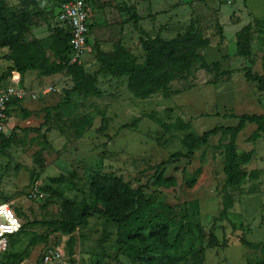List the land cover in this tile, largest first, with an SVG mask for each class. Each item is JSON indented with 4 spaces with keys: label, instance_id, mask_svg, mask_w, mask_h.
I'll return each instance as SVG.
<instances>
[{
    "label": "rangeland",
    "instance_id": "1",
    "mask_svg": "<svg viewBox=\"0 0 264 264\" xmlns=\"http://www.w3.org/2000/svg\"><path fill=\"white\" fill-rule=\"evenodd\" d=\"M6 3L23 15L28 40L47 38L49 24L60 9L56 0ZM87 3L91 14L89 52L83 69L95 75L97 92L75 90L66 68L49 75L29 71L20 84L26 92L18 104L21 117L10 120L8 130L2 133L5 139L0 136V202L14 207L25 230L0 256V264L37 260L47 249L50 235L53 244H58L61 236L67 237L49 224L61 217L59 194L102 208L88 187L89 174L95 171L123 176L133 187L143 186L150 201L170 206L160 210L178 224L187 216L184 220L202 226L201 242L189 235L179 246L183 257L179 264H256L263 260L264 134L250 141L256 123H247L238 134L239 154H254L249 163L241 165L237 185H227L223 170L229 134L211 135L191 159L183 156L187 153L183 139L191 132L202 135L216 126H234L239 120L233 114H264V88L246 76L250 68L264 77V0ZM248 24L252 26V54L245 57L237 53L236 33ZM150 37H181L178 50L201 56L190 63L158 59L144 86L156 90L143 95L140 75H113L102 67L96 54H112L122 47L128 52L127 63L141 65L146 57L142 40ZM7 52L8 47L0 46V76L6 73L11 77L16 72L8 65ZM47 56L61 62L52 49L47 50ZM203 60L209 68L201 66ZM216 61L219 70L213 69ZM184 123L189 127H175ZM168 159L171 163L159 170L163 169L165 176H175L177 184L165 188L154 174ZM228 193L233 198L222 214ZM107 222L101 240L107 248L101 245L99 255L84 257L80 264H144L121 251L113 253L111 221ZM117 232L116 224V239ZM70 263L79 264L75 256L70 257Z\"/></svg>",
    "mask_w": 264,
    "mask_h": 264
},
{
    "label": "trees",
    "instance_id": "2",
    "mask_svg": "<svg viewBox=\"0 0 264 264\" xmlns=\"http://www.w3.org/2000/svg\"><path fill=\"white\" fill-rule=\"evenodd\" d=\"M57 6L70 0H56ZM88 1V0H86ZM56 15V14H55ZM54 15V16H55ZM135 22L138 21L137 14L133 15ZM23 15L17 8H9L6 0H0V46L8 47V60L11 61V69L22 77L29 71L36 70L43 75L52 74L58 70L66 68L71 75L74 83V89L86 94H94L97 90L93 83L95 75L86 74L83 66L70 63L71 47H70V31L63 28H52L50 26V34L44 39L28 40L25 37L26 27L23 23ZM49 20V19H48ZM237 53L240 56L249 57L252 54L251 42L253 39L252 26L248 24L236 33ZM182 38L174 40H164L162 38H147L142 40L143 48L146 52L144 63L141 65H131L127 63L128 52L122 47H117L114 53L97 52L96 56L102 67L107 69L111 74L122 76L131 74V77L140 75L142 77L140 86L141 94L149 95L156 89L144 88L148 77L156 69V61L160 58L178 59L181 61L195 62L201 55L190 54L188 52L178 50L177 45ZM52 49L56 60L51 61L47 56V50ZM202 67L209 68L208 63L203 60ZM220 62L213 64V69L219 70ZM11 75V74H10ZM3 73L0 76V82L8 80ZM246 76L249 80L258 81L260 86L264 88V77L260 74L253 73L251 69H247ZM23 86V85H22ZM139 89L136 90L138 93ZM19 99L13 100L11 103L17 102ZM10 103V104H11ZM48 115V114H47ZM238 123L234 126H216L205 131L202 135L189 133L183 139V145L187 148V153L183 155L191 159L196 149L209 142L211 135L222 132L229 134L230 140L225 146L224 173L226 175L227 185H237L240 182V167L242 164L249 163L253 158V151L239 154L237 148V136L246 127L247 123H256L257 128L250 135V141H255L264 134V114L244 113L239 116ZM176 128L185 129L189 127V123L178 124ZM30 129V128H28ZM84 130L77 135H81ZM0 132V136H5ZM176 155L181 156V153ZM171 163V159L162 161L155 171L157 183L165 188L174 187L177 184L175 176H165L164 170H159L163 165ZM54 181H59L54 178ZM88 187L95 199L102 204V208L87 202H74L59 194L61 217L58 220L51 221L49 224L56 225L55 229L62 230L66 234H72L77 226L87 225L89 218L94 214L102 215L118 225L116 244L121 251L134 261L144 264H179L182 256L179 254V246L183 243L186 236H192L202 241L203 230L200 224L192 222L189 218L182 219L178 224L177 220L169 216L165 211L160 209L169 208L170 206L162 203H154L150 201L143 186L133 187L131 182L125 180L123 176L115 174L99 173L98 171L89 174ZM233 196L228 193L224 198V207L222 214H226L227 208ZM158 209V212L155 210ZM24 224L21 231L11 238L12 240L24 232ZM51 236V235H50ZM47 238V243L49 241ZM193 242L192 239H190ZM72 245L71 240L69 241ZM16 254L15 257H20ZM22 261L17 259L12 264ZM256 264H264V259Z\"/></svg>",
    "mask_w": 264,
    "mask_h": 264
},
{
    "label": "built area",
    "instance_id": "3",
    "mask_svg": "<svg viewBox=\"0 0 264 264\" xmlns=\"http://www.w3.org/2000/svg\"><path fill=\"white\" fill-rule=\"evenodd\" d=\"M90 9L86 0H70L60 6L51 25L70 31L71 58L70 63L84 65L85 55L89 52ZM21 84V76L12 75L8 80L0 82V132H5L9 119V106L15 99H24L25 89ZM36 196V192L32 194ZM23 220L14 207L7 202H0V255L9 250L11 238L23 227ZM47 249L36 264H71L70 257L62 248L53 244V237L47 243ZM15 264H27L24 261Z\"/></svg>",
    "mask_w": 264,
    "mask_h": 264
},
{
    "label": "crops",
    "instance_id": "4",
    "mask_svg": "<svg viewBox=\"0 0 264 264\" xmlns=\"http://www.w3.org/2000/svg\"><path fill=\"white\" fill-rule=\"evenodd\" d=\"M9 53V50L7 52V54ZM8 62L11 65V61L8 60ZM2 74V73H1ZM20 75L15 73V76L18 77ZM21 76V75H20ZM22 102V99H19V101L11 103L10 104V108H9V119H8V123H7V129L9 128L10 124V120H12L14 122V119H19L18 117H21V106L19 107V103ZM16 116H18L16 118ZM16 122V121H15ZM6 132V131H5ZM107 222V218L102 216V215H93L92 217L89 218V223L87 225H80L77 226L76 230L72 233V234H67V237L65 235H63V237L61 236L59 238V242L58 244H56L59 248H62L66 254H68L69 257L71 256H75L76 259L78 260V263H81V259H83L84 257H91L93 258L94 256L99 255V253H101L102 251V246H104L105 248H107V244L106 241L103 240L101 242L102 239H104V235H105V225ZM110 238H112L114 240V246H113V253H117L119 248L116 244V224L114 222H110ZM84 228V230H83ZM89 232V234H88ZM72 241V245L71 247L69 246V241ZM97 242V243H95ZM65 245V248H64ZM12 246V245H11ZM11 246L9 249H11ZM74 253H73V252ZM72 252V253H71ZM3 255V254H2ZM0 255V256H2ZM40 258V257H39ZM31 259V260H27L24 259L25 263L27 264H36V262L38 261V259Z\"/></svg>",
    "mask_w": 264,
    "mask_h": 264
}]
</instances>
